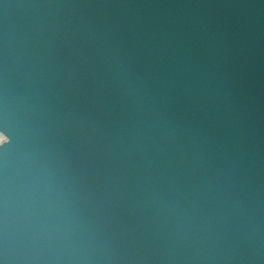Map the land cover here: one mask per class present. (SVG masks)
I'll use <instances>...</instances> for the list:
<instances>
[{
	"label": "water",
	"instance_id": "water-1",
	"mask_svg": "<svg viewBox=\"0 0 264 264\" xmlns=\"http://www.w3.org/2000/svg\"><path fill=\"white\" fill-rule=\"evenodd\" d=\"M0 264H264V0H0Z\"/></svg>",
	"mask_w": 264,
	"mask_h": 264
},
{
	"label": "bare ground",
	"instance_id": "bare-ground-1",
	"mask_svg": "<svg viewBox=\"0 0 264 264\" xmlns=\"http://www.w3.org/2000/svg\"><path fill=\"white\" fill-rule=\"evenodd\" d=\"M6 140V138L0 133V145Z\"/></svg>",
	"mask_w": 264,
	"mask_h": 264
}]
</instances>
